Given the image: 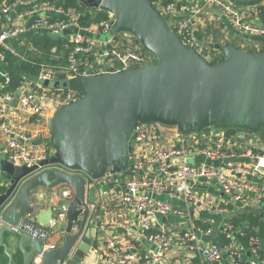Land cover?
<instances>
[{
	"label": "water",
	"instance_id": "95a60500",
	"mask_svg": "<svg viewBox=\"0 0 264 264\" xmlns=\"http://www.w3.org/2000/svg\"><path fill=\"white\" fill-rule=\"evenodd\" d=\"M82 1L111 14L109 36L131 34L154 61L43 81L54 89L77 92L80 98L59 106L47 120L52 150L38 164L28 167L0 156V248L5 264H13L5 238L21 251L20 264H31L35 257L43 264L81 262L92 246L88 186L106 172L136 173L129 169L128 140L137 123L174 126L184 133L235 128L264 145V50L213 43L224 59L209 64L182 43L154 8V0ZM13 16L12 10L7 19ZM250 39L264 44V34ZM9 40L16 45L21 35ZM44 187L60 189V196L67 188L72 191L64 239L51 248L14 229L34 212L33 193Z\"/></svg>",
	"mask_w": 264,
	"mask_h": 264
},
{
	"label": "built area",
	"instance_id": "2783aa9c",
	"mask_svg": "<svg viewBox=\"0 0 264 264\" xmlns=\"http://www.w3.org/2000/svg\"><path fill=\"white\" fill-rule=\"evenodd\" d=\"M27 3L28 0H12L0 4V20L10 11H14L16 21L10 25H0V47L9 48L14 54L17 53L10 47L9 39L16 34H23L27 29H41L49 34L64 35L67 29L72 28L75 31L68 39L74 43V46L65 61L67 77L119 71L136 67L142 62H153L137 52H120L106 46L104 50L97 52L95 64L86 66L79 73L81 57L90 52L93 46L89 26H81L79 16L72 10H63L47 3H42L38 7H20ZM153 6L160 15L168 18V26L181 38L182 43L194 49L205 60L208 54L205 52L204 43L195 35V30L199 26V14L206 9L215 8L231 31L242 40L250 39L251 35L264 34V25L258 23L249 10L236 7L230 0H186L181 4L178 0L168 3L158 0L153 2ZM109 15L110 21L105 22L101 29L108 36L106 44L110 40L108 34L113 19L111 14ZM179 15L183 17L179 18ZM123 33L131 35L127 32ZM3 58L0 51V62ZM0 75L5 76L6 83L7 74L0 70ZM36 79L35 83L25 80L21 85L22 90L17 89L13 94H0V116L4 118L1 126L7 137L4 157L14 164H25L28 167L38 164L48 155L45 151L35 150L29 143L26 131L8 121L7 114L14 109L13 101L17 100L16 106L21 109H30L34 114L40 115L44 110L42 105L44 99H49L57 109L80 98L77 92L70 90L65 93L57 92L54 88L45 86L44 80H56L55 75L45 68L40 70ZM246 136L254 137L255 144L247 145ZM128 153L129 169L136 172L134 175L106 172L93 182L118 188L114 203L130 206L136 212L135 224L141 229V237L156 247L157 253L152 258L142 255L137 245L127 243L116 235L108 241L105 264H154L157 256L174 241L175 231L159 218L168 215L184 217L186 208L158 199L156 197L158 194H167L173 199L183 200L185 205L212 213H227L230 202L245 205L251 201H264V145L249 132L245 134L243 131H238L237 135L227 136L225 129L210 127L200 132L184 133L174 126L137 123L128 140ZM238 155H243L248 161H234L232 158ZM188 158H193V162L188 163ZM204 160H222V163L213 166L207 165ZM68 172L81 174L78 171ZM248 176L261 180L254 183L247 179ZM201 178L214 180L229 201L216 200L195 191L190 181ZM63 196L70 197L71 191L66 189ZM67 202L65 201L66 204ZM65 208L66 205H62L58 213L62 218L65 216ZM55 220L51 218L48 227L23 219L14 229L39 238L44 248H51L55 245L48 243L47 238L50 226ZM233 227L229 221L223 224L222 231L229 236L228 243L223 246L199 243L195 231L189 230L183 233L181 240L186 242L190 249L196 250L203 264H224L225 260L228 264H240L245 247L235 236ZM196 230L203 231L202 228ZM237 232L240 235L244 233ZM247 250L248 264H264L257 238L249 237ZM31 264L43 263L39 257H35ZM172 264H193V262L190 257L185 256L175 258Z\"/></svg>",
	"mask_w": 264,
	"mask_h": 264
},
{
	"label": "crops",
	"instance_id": "0c3cea01",
	"mask_svg": "<svg viewBox=\"0 0 264 264\" xmlns=\"http://www.w3.org/2000/svg\"><path fill=\"white\" fill-rule=\"evenodd\" d=\"M236 7H241L249 10L251 14L255 15L259 7H264V0H230ZM8 0H0V4L7 3ZM43 2L42 0H28V3L20 6L24 7H38ZM3 25H10L15 20V17L11 20L7 19V15L3 17ZM199 26H204L207 22L220 25L217 23H223L221 32L224 38L229 40H234L236 43H241L240 37L231 31L224 18H221L220 14L215 10L206 9L201 12L198 16ZM219 18V19H218ZM221 18V20H220ZM258 23L263 24L256 17L254 18ZM89 35L93 40V46L90 52L97 54L106 48V38L108 37L101 30H98L97 26L92 24L89 26ZM74 29L69 28L65 31L63 37L69 38L74 33ZM47 32L37 29H27L23 34H21V41L16 45H13L9 40L10 47L21 56L23 59L27 57H41V50L38 46H34L32 41L34 38L36 41H40L37 37L39 34H46ZM109 35V34H108ZM50 36V35H49ZM31 37L30 40H27ZM53 37V36H50ZM258 46V43H254ZM64 48H52L49 53L50 60H59L64 54ZM6 67V68H5ZM1 69L2 73H6L10 67L5 66ZM27 81L35 83L36 78L28 77ZM22 90L21 88H19ZM16 98H14L15 100ZM17 100L13 101L14 109L8 112L7 119L15 127H20L26 131L29 136V143L35 150L38 151H51L52 148L48 146L47 141H49V132L47 127V120L51 117L53 112L56 110L54 105L49 99H44L42 105L44 110L40 115L34 114L30 109H21L18 105L16 106ZM18 104V103H17ZM4 118L0 116V156H4L7 148V137L2 131V122ZM245 134L248 132L243 130ZM254 137L246 136L247 145L255 144ZM50 153V152H49ZM234 161L247 162L248 158L243 155H238L232 158ZM207 165H221L222 160H204ZM248 180L251 182H259L260 178H255L248 176ZM193 189L200 194L212 197L216 200L225 199L229 201L228 197L225 196L219 188L216 186L214 180L208 178H201L195 181H190ZM117 189L113 185H100L99 183L93 182L89 184L87 193L90 200L91 214L90 218L93 222L92 230V246L89 252L85 254L81 262L78 264H105V255L108 251V241L114 236L118 235L125 242H129L135 245H139L140 251L144 255L152 256L156 255V247L151 243L144 240L141 237V229L135 224L136 212L126 205H121L114 203L115 194H117ZM70 190V188H67ZM0 187V193H1ZM60 189H48L46 187L40 188L33 193V202L35 204V210L32 214L26 216L24 220L31 221L35 224L45 225L49 227V220L51 218L56 219L54 224L50 226V233L47 238V242L58 245L64 239V229H65V216L58 215L62 205H66L65 201H69L70 197L60 196ZM72 195V191H71ZM158 199H163L172 204L186 208V214L184 217H179L175 215H168L160 217V221L169 225L175 231V239L172 241L170 246L162 251L158 256L154 264H172V261L179 257L184 258L188 256L192 259L193 264H203L200 260L196 250L190 249L187 243L181 240V236L186 230L191 232L195 231L197 241L199 243H210L223 246L228 243L229 236H227L223 231V224L231 218L235 217L240 219L242 223L241 227L234 226L232 231H234L235 236L245 247V251L242 255V260L246 261L248 258V239L249 237L257 238V243L259 246V251L264 254V201L256 202L251 201L243 205L240 203L230 202L228 205L227 213H212L207 210H200L192 206L185 205L183 200H177L171 198L167 194L156 195ZM95 204V206H93ZM206 224L208 227L205 229L200 224ZM79 224V222H78ZM233 224V223H232ZM240 226V225H239ZM196 228H202V232L196 230ZM78 229V227H77ZM237 231H243V235L238 234ZM5 243L7 244V249L12 255L13 264H18L21 258V251L15 244H10V240L5 238ZM97 242V246L94 247V243ZM0 261L1 264L6 263V256L0 248ZM226 262V260H225Z\"/></svg>",
	"mask_w": 264,
	"mask_h": 264
},
{
	"label": "trees",
	"instance_id": "16d2710c",
	"mask_svg": "<svg viewBox=\"0 0 264 264\" xmlns=\"http://www.w3.org/2000/svg\"><path fill=\"white\" fill-rule=\"evenodd\" d=\"M12 0H8V3ZM158 1V0H154ZM162 3H168L176 0H160ZM186 0H178V3H184ZM43 3H47L49 5H53L56 7H60L63 10H72L79 16V23L81 26L87 27L92 24L96 25L98 30L102 29V26L105 22L110 21V15L107 11L99 9L95 6L88 5L84 3L82 0H42ZM38 16V15H37ZM183 16L179 15V18ZM259 21H261L264 25V7H259L257 9L256 14L254 15ZM165 21L168 22V18L164 17ZM2 18L0 20V25L2 24ZM220 25L206 23L204 26H198L195 30V35L204 43L205 52L208 54L207 62L209 64H215L224 59L223 54L212 48L213 43H220L224 45L234 44L235 46L242 48L247 51H261L264 50V44L259 42H254L251 39L241 40V43H236L234 40H229L224 38L223 33L221 32V28L224 26L223 23H217ZM40 37H37L40 41L34 40L32 41L33 45L38 46L41 50V57H27L26 59L19 56V54H14L10 51L9 48L1 46L0 51L3 54V60L0 62V70L5 66L10 67V70L6 72L7 74V82L5 83V76L0 75V94L2 93H10L13 94L19 89V87L24 83L26 78L32 77L37 78L41 69L45 68L51 71L56 80H62L67 78L68 74L65 71L66 66V58L70 51V49L74 46V43L66 37H63L59 34H39ZM53 37H50V36ZM31 37L27 40H30ZM244 39V38H243ZM254 43H258L256 47ZM109 49H115L120 52L134 51L139 54H142L146 57L148 61H154L153 55L145 49L140 42L132 35H126L124 33H116L110 36L109 42L106 44ZM52 48H64V54L62 58L59 60H50L49 53ZM96 54L93 52H87L83 54L80 59L79 64V73L86 66L95 64ZM105 68L107 66L104 64ZM6 68V67H5ZM111 70V69H110ZM113 70V69H112ZM93 73V72H90ZM57 92H67V90L60 89L56 90ZM210 129V128H209ZM226 135L229 136L231 134H238V131L235 128L225 129ZM245 139V138H244ZM48 146L52 147L50 142L47 141ZM49 150L46 151V154H49ZM4 189V188H3ZM1 189V190H3ZM229 222L233 223L234 226L241 227L242 223L240 219H236L235 217H231ZM200 224V223H199ZM203 228H207L208 225L200 224ZM240 225V226H239ZM241 229H243L241 227ZM244 230V229H243ZM97 246V242L94 243V247ZM139 247V245H138ZM142 255L144 253L141 251ZM261 257L264 258V254L260 252ZM20 264V261L18 262ZM224 264H228L227 261ZM240 264H248L247 261L241 260Z\"/></svg>",
	"mask_w": 264,
	"mask_h": 264
}]
</instances>
